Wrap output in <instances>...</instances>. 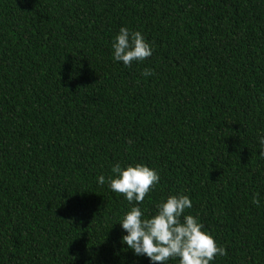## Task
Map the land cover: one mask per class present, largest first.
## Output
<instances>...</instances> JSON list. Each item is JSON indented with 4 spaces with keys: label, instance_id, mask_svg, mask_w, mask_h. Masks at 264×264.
Here are the masks:
<instances>
[{
    "label": "trees",
    "instance_id": "obj_1",
    "mask_svg": "<svg viewBox=\"0 0 264 264\" xmlns=\"http://www.w3.org/2000/svg\"><path fill=\"white\" fill-rule=\"evenodd\" d=\"M120 27L152 56L115 61ZM259 134L264 0H0V264H149L108 184L135 163L160 176L145 216L187 195L213 264H264Z\"/></svg>",
    "mask_w": 264,
    "mask_h": 264
},
{
    "label": "clouds",
    "instance_id": "obj_2",
    "mask_svg": "<svg viewBox=\"0 0 264 264\" xmlns=\"http://www.w3.org/2000/svg\"><path fill=\"white\" fill-rule=\"evenodd\" d=\"M111 47L112 58L125 67L153 54V46L145 36L128 27H120ZM150 74L147 69L143 73L144 76ZM257 139L258 155L264 158V134H259ZM159 181L157 170L144 163L113 167L109 187L123 194L131 205L118 222L126 233L121 239L127 249L137 257H146L149 264H167L169 259H178L179 264H213L216 256L226 255L224 245L205 229L199 216L185 214V210L192 207L187 195L177 193L162 198L156 203L154 214L145 216L140 205ZM97 183L103 185L105 177L98 176ZM254 203L260 201L255 199Z\"/></svg>",
    "mask_w": 264,
    "mask_h": 264
}]
</instances>
